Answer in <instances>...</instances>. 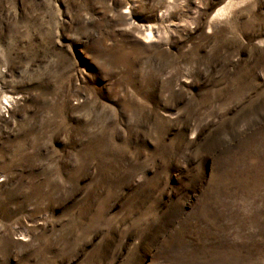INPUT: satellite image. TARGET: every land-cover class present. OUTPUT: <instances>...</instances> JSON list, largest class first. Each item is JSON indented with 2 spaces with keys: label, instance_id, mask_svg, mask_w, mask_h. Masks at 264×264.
Returning a JSON list of instances; mask_svg holds the SVG:
<instances>
[{
  "label": "rangeland",
  "instance_id": "374dc122",
  "mask_svg": "<svg viewBox=\"0 0 264 264\" xmlns=\"http://www.w3.org/2000/svg\"><path fill=\"white\" fill-rule=\"evenodd\" d=\"M0 264H264V0H0Z\"/></svg>",
  "mask_w": 264,
  "mask_h": 264
},
{
  "label": "bare ground",
  "instance_id": "6f19581e",
  "mask_svg": "<svg viewBox=\"0 0 264 264\" xmlns=\"http://www.w3.org/2000/svg\"><path fill=\"white\" fill-rule=\"evenodd\" d=\"M4 101L6 102L7 100L5 99Z\"/></svg>",
  "mask_w": 264,
  "mask_h": 264
}]
</instances>
